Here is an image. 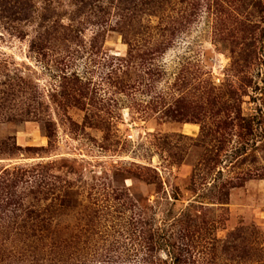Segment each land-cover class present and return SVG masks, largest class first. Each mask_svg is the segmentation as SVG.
Returning <instances> with one entry per match:
<instances>
[{
	"label": "rangeland",
	"instance_id": "1",
	"mask_svg": "<svg viewBox=\"0 0 264 264\" xmlns=\"http://www.w3.org/2000/svg\"><path fill=\"white\" fill-rule=\"evenodd\" d=\"M120 1L1 2L0 181H10L14 196L0 211V264L10 257L14 264H29L30 256L45 259L39 264L122 257L103 249L120 240L109 237L116 234L111 227L124 235L119 244L132 245L124 223L133 206L167 234L198 225L204 236L196 238L206 247L209 238L219 246L244 232L253 235L248 245H264V180L243 183L249 171L264 168V127L256 139L237 123L216 128L239 109L242 117L264 110V99L254 102L264 93V32L254 41L260 60L248 70L233 66V53L249 50L233 33L237 19L245 23L248 0L207 2L212 9L205 6L171 50L147 69L137 63L142 67L131 70L126 95L114 71L129 51L118 26ZM182 1H170L163 15L178 20ZM157 13L146 18L153 26L163 17ZM127 24L135 28L132 16ZM205 89H214L219 107L203 123L165 117L167 105L174 108L183 96L197 103ZM248 140L250 150L241 155ZM22 171L29 176L17 184ZM21 207L54 223L30 222ZM156 256L154 264L168 262L164 252Z\"/></svg>",
	"mask_w": 264,
	"mask_h": 264
},
{
	"label": "trees",
	"instance_id": "2",
	"mask_svg": "<svg viewBox=\"0 0 264 264\" xmlns=\"http://www.w3.org/2000/svg\"><path fill=\"white\" fill-rule=\"evenodd\" d=\"M2 1L4 0H0V7L3 9L4 6L1 4ZM170 1L172 0H130L129 2L126 0H122V2L120 1L119 8L121 10V15L118 26L122 28V35L126 45L129 48V51L126 57L119 59L120 65L118 68L114 69V71L117 73V75L122 74V76H119L121 82L119 84L123 85L124 95L129 94V89L132 87V85H130L129 81L127 80L128 76L131 78V70L137 68V66H144L145 69L149 68L154 60L164 55L175 46L179 35L183 33L190 25L196 22V19L201 16L203 12L202 10L205 8V6H208L207 8L209 10L212 9L207 3L211 0H184L179 5H177L180 6V12L178 14L180 17L177 18L178 20H176L172 16L163 15V13H165L167 10L166 6L167 4H170ZM247 2L248 9L247 14L244 17L245 23H240L237 19L235 22V27L233 28V33L235 36H239L241 34L240 39L243 36V38L247 40L246 44L249 50H242L241 55H238L237 52H234L233 54L235 57L233 66L234 68L238 69L245 67L248 70V68H251L256 60H260L258 55H256L254 41L257 40L256 36H259L260 32H264V29H262L264 26V3L263 0H248ZM158 11L161 13V15H163V17L160 18V23L158 26H153V23H151L148 19L146 20V18H150L151 20L152 17H158ZM22 12L28 15V10L26 8ZM234 15L235 17L238 15V17L242 18V15L239 14L237 10H234ZM129 16H132L133 21L136 23L134 24L135 28H133V30H129L127 27V19ZM215 31L217 32L218 30L215 28ZM221 33L224 34L222 31ZM233 38L236 39L238 37ZM236 47L238 48V44ZM137 63H141L142 66L137 65ZM148 70L151 72L150 69ZM157 76H159V79H157L158 82L161 81L163 74L159 72ZM154 77L156 78V76ZM250 82H253L252 78ZM258 90L259 89H257V91ZM213 92L214 89H205V92L202 94L204 96L199 98L197 103H194V101H191L189 98H185L183 96L181 97L180 101L176 102L174 108L170 107L167 109V105V107H165L166 111L164 115L166 118L174 122L188 123L200 121L203 123L204 119H207V114L215 113V109L219 107L217 103V99L219 97H216V94ZM236 95V92H232L234 100H238ZM259 98L262 100L264 99L263 92L254 98V102H262ZM154 112L156 113V111ZM192 116L194 119H189ZM216 116L220 115L216 114ZM234 116L235 115L233 113L228 119L225 118L226 121L220 120L219 125L216 126L217 130L225 131L226 128L228 129L231 126L235 128V123H237V128L241 126V130L246 131L247 135H249L248 137H253L256 139L257 136L255 135V132L262 130L264 127V110H260L256 116L242 117L243 111L242 109H239L236 113V116ZM209 120L211 119L209 118ZM207 127H209V125L204 126V129ZM205 133L208 132H204V134ZM252 141L253 140H248V143H244L245 147L242 146L241 149V151L244 152H241V155L243 153L249 152L250 149H247V146ZM256 146L257 142L254 141L250 148L252 147L251 149H254ZM22 172L21 179H16L15 181L17 184L23 183L27 176H29L28 174L25 175V171ZM252 179L264 180V168H257L255 170L249 171V173L246 174V177L243 179V183H246L248 180ZM26 183L28 184L29 182L26 181ZM10 185V181H0V211L4 206H6V204H8L9 207L12 206L11 196L14 195L9 192ZM238 187L240 186L233 184L231 189H236ZM15 206H17V204H15ZM125 206L127 208V205ZM133 207V216H131L130 219H127V222L124 223V232L127 231L129 234H131V236H135V238L129 243L132 245L130 247L127 245V247L124 244H119V242L124 238V235H122V233L116 232L115 228L111 227V231H114L116 234H113L110 231L112 234H109V237L115 238V236H117L120 240L116 241L114 239V241L110 244V247L112 246L113 249H103V254L108 253L110 255L115 252L118 253L122 251V257H116L115 259H113V257H109L110 260H108L106 257L105 260L101 258L98 261H89L87 264H154V260L152 262L151 259L157 257L156 255L158 252L159 254L163 252L166 254L168 257V262L166 264H222L221 261L223 258H226L227 261L230 263L232 262L233 264H264L263 243L260 241H253L251 244H253L254 247H251V244L248 245V243L251 241L250 237L253 238V235L250 236L246 232L239 234L233 233L227 240L222 241L219 246V241L217 239L214 238L212 240V238H209L207 239L209 241H206L208 243V247H206V243L205 245H202L204 243L201 241V238H196L197 235L204 236L198 225H195L193 230L184 229L180 232V235L177 232L167 234L165 233V230L161 231V228H155L153 222H148L145 220L144 217L146 216V213L141 211L138 206ZM20 211L27 214L28 220L30 222L39 221L47 227H50L51 223L53 224L55 220V218L47 217H44L42 220H40V216L35 219L34 216L36 215V208H27L24 210L21 207ZM42 212L47 214L50 213L49 209H45ZM212 223V230L216 231V224L213 220ZM134 244H139L141 249H137ZM220 255L223 258H220ZM15 259L16 257H10L9 263L14 264ZM27 259L32 260V262L28 261L29 264H39L45 260L36 258L34 256H30ZM23 264H26V262Z\"/></svg>",
	"mask_w": 264,
	"mask_h": 264
}]
</instances>
